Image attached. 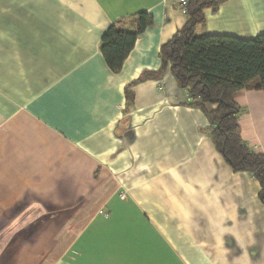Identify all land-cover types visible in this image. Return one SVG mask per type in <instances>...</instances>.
<instances>
[{"label": "crops", "instance_id": "crops-1", "mask_svg": "<svg viewBox=\"0 0 264 264\" xmlns=\"http://www.w3.org/2000/svg\"><path fill=\"white\" fill-rule=\"evenodd\" d=\"M140 12L154 25L114 73L102 38L135 31ZM204 15L197 34H264V0ZM187 21L179 0H0V264H264L260 184L159 75ZM236 102L264 153V92Z\"/></svg>", "mask_w": 264, "mask_h": 264}, {"label": "trees", "instance_id": "trees-1", "mask_svg": "<svg viewBox=\"0 0 264 264\" xmlns=\"http://www.w3.org/2000/svg\"><path fill=\"white\" fill-rule=\"evenodd\" d=\"M225 0H189L187 24L163 44L159 75L170 70L185 89L191 105L200 108L210 125V138L233 172L249 173L259 184L264 205V153L254 151L242 137V108L236 98L247 90L264 92V34L254 39L230 35L197 34L205 23L204 11L216 10ZM135 31L112 26L102 38L101 52L107 66L119 73L137 39L154 25L146 12L136 15ZM127 87L129 102L132 87ZM209 106H216L210 110Z\"/></svg>", "mask_w": 264, "mask_h": 264}, {"label": "built area", "instance_id": "built-area-1", "mask_svg": "<svg viewBox=\"0 0 264 264\" xmlns=\"http://www.w3.org/2000/svg\"><path fill=\"white\" fill-rule=\"evenodd\" d=\"M189 0H179V8L185 13L186 12V7L187 3ZM102 213V212H101Z\"/></svg>", "mask_w": 264, "mask_h": 264}]
</instances>
